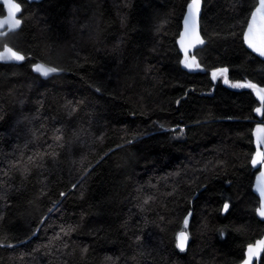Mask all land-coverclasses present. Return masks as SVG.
I'll list each match as a JSON object with an SVG mask.
<instances>
[{"label": "trees", "instance_id": "trees-1", "mask_svg": "<svg viewBox=\"0 0 264 264\" xmlns=\"http://www.w3.org/2000/svg\"><path fill=\"white\" fill-rule=\"evenodd\" d=\"M16 1L23 25L0 49L32 59L0 63V264L242 262L264 235L261 103L224 76L206 93L225 67L264 86L243 43L258 0H202L194 70L177 46L192 0ZM37 60L63 72L44 79Z\"/></svg>", "mask_w": 264, "mask_h": 264}, {"label": "water", "instance_id": "water-1", "mask_svg": "<svg viewBox=\"0 0 264 264\" xmlns=\"http://www.w3.org/2000/svg\"><path fill=\"white\" fill-rule=\"evenodd\" d=\"M14 2H16L20 5L21 11L19 13H17V18L20 19L21 23H20L19 27L17 29H15L14 31H8V25L7 24H5L3 27H0V40H1V37L5 34L19 31L23 25V21L21 19V15L23 12V6L16 0H14ZM0 4H2L4 7V15L2 17H0V21H2L5 18H7L8 9H7V5L4 3V0H0ZM192 4H193V0L187 6V9H186L183 21H182V29H181L180 34H179L178 39H177V46L185 58L184 67L188 70H194V69L199 68L196 65L195 59L193 57H191V54L194 53L196 50H198L199 48H201L205 44V40H204V37L202 35V31H201V17H202V11H203L202 0H199V10L198 11H195V9L192 10L193 16H194V27L192 28L191 33L186 34V31H185V29H186L185 22L189 18V15H190V7L189 6ZM258 4H259V0H258ZM258 4H257V6H258ZM253 11H255V9ZM250 21H251V16L249 18L248 23ZM247 29H248V24H247V27H246L244 33H243L244 46L252 54H254L255 56H257L258 58H260L261 60L264 61V56H261L258 52L253 51V49L250 48L248 46V44L245 42L244 35L247 32ZM262 30H264V21H262L258 18L257 22H256V34H257L258 39H259V36H260V33ZM201 40L203 41V43L198 42ZM6 48H10L13 51L17 52L19 55H22L24 57V59L23 60H15V59L0 60V63H3V64H10V63L21 64L27 60L32 59L31 56L26 57L23 53L17 51L16 49H14L13 47H11L9 45H6L3 47V49H0V54L4 53ZM37 65H42L46 68H54V69H56V71L50 72L48 75L45 76L41 72L36 71ZM32 70L35 74L41 76L44 79H48L54 75H59L63 72V70H60V69H58L52 65L46 64L40 60H37L35 62V64L32 67ZM221 76H224L223 83L227 88H229L230 90H233V91H238V92L245 91V90H252L255 94L256 99L261 103V106L257 108V109H260V111H257V109H256V115H257L259 121L254 126L253 132H252L255 151H254V154H253L252 159H251V164H252L254 169H259L255 175V178H254L252 191L259 199V207L256 210V215L261 221L264 222V215H261V210H264V196H261L260 191L258 190L260 187H264V177L261 176V173H264V162L258 163V164H253V160L258 159L257 153L258 152H264V144L259 142V140L261 138H264V131H260V130L264 129V120H263V111H262L263 105H264V99H262V97H264V92L260 91L261 89H264V86H261V85H258L256 83H252V82L244 83L243 85L252 84V85H255L254 88L253 87H243V86H240V87L233 86L230 82V76H229L228 68L225 67V68L216 69L211 73V79H212V82L214 83V87H213L212 92L206 93V95L214 94L215 88L218 84V80ZM228 208H229V205H226L225 211H227ZM181 233H184L183 238L180 236ZM262 241H264V235L262 238L256 240L254 243L248 245L246 248V251H245V257H244L243 261L240 262L239 264H260L262 256L264 255V251L259 252L258 258L256 255H253L252 258L250 259L249 258V249L251 248L253 250V252L255 253L257 248H258V242H262ZM177 244H178V247L180 248V250L185 251L187 249V247L189 245V236H188V233L186 231H181L178 234Z\"/></svg>", "mask_w": 264, "mask_h": 264}, {"label": "snow or ice", "instance_id": "snow-or-ice-1", "mask_svg": "<svg viewBox=\"0 0 264 264\" xmlns=\"http://www.w3.org/2000/svg\"><path fill=\"white\" fill-rule=\"evenodd\" d=\"M4 3L7 5L8 15L7 18L0 21V27H3L5 24L8 25V31H14L17 29L21 23L20 19L17 18V13L21 11L20 5L14 0H4ZM190 7V15L189 18L186 20V34H190L192 28L194 27V16H193V9L195 11L199 10V0H193V4ZM264 21V0H259V4L255 7V11L251 14V21L248 23L247 32L244 35L245 42L248 44L253 51L258 52L261 56H264V30L261 31L259 39L257 38L256 34V22L257 19ZM199 43H203V41H198ZM8 59H15V60H23L24 57L19 55L17 52L13 51L10 48H6L5 52L0 54V60H8ZM36 71L41 72L43 75H48L50 72L56 71L54 68H46L42 65L36 66ZM226 71V70H225ZM236 86H243V87H255V85L247 84V85H236ZM260 91L264 92V89ZM264 99V97H262ZM260 111V109H257ZM264 131V129L260 130ZM260 143L264 144V138L259 140ZM258 159L253 160V164H258L264 162V152L257 153ZM261 176L264 177V173H261ZM260 191L261 196H264V187H260L258 189ZM261 215H264V210H261ZM180 236L183 238L184 233H181ZM264 251V241L258 242V248L254 253L253 250L249 249V258L251 259L253 255H256L258 258L259 252Z\"/></svg>", "mask_w": 264, "mask_h": 264}, {"label": "rangeland", "instance_id": "rangeland-1", "mask_svg": "<svg viewBox=\"0 0 264 264\" xmlns=\"http://www.w3.org/2000/svg\"><path fill=\"white\" fill-rule=\"evenodd\" d=\"M184 137H185L184 130H182V131H180L178 133H174L173 136H172V138L176 139V140L184 139ZM187 224H188V220L185 221L184 228H186Z\"/></svg>", "mask_w": 264, "mask_h": 264}, {"label": "flooded vegetation", "instance_id": "flooded-vegetation-1", "mask_svg": "<svg viewBox=\"0 0 264 264\" xmlns=\"http://www.w3.org/2000/svg\"><path fill=\"white\" fill-rule=\"evenodd\" d=\"M256 170H257V172H258L259 169H256ZM257 172H256V173H257Z\"/></svg>", "mask_w": 264, "mask_h": 264}]
</instances>
